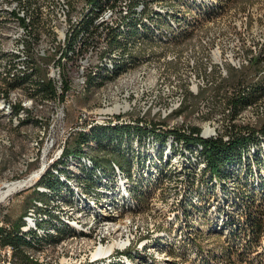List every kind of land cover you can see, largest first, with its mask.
I'll return each instance as SVG.
<instances>
[{
    "label": "bare ground",
    "instance_id": "1",
    "mask_svg": "<svg viewBox=\"0 0 264 264\" xmlns=\"http://www.w3.org/2000/svg\"><path fill=\"white\" fill-rule=\"evenodd\" d=\"M219 2V0H130V2L0 0V117L15 129L22 128L30 119L38 123L31 147L36 152L34 151L32 158L24 161L26 169L21 173L25 176L15 182L33 174L36 168L29 171L31 164H39V160L42 162L39 155L43 156L48 130L53 123L57 95V85H52L48 79L51 72L50 61L56 59L63 42L64 63L58 69V76L65 80V86H68L67 94L75 96L77 106L84 112V118L96 120L84 126L79 133L73 134L71 140L80 133L90 135L96 128L129 125L155 127L161 131L173 130L170 132L171 137L181 134L200 136L206 140L222 137L228 141L232 131L245 127H263L264 38L255 45L259 48L254 49L255 53L259 49L262 63L261 70H258V74L255 73L257 77L254 78L255 81L262 83L256 91L257 98L234 115L235 109L230 99L235 94V86L224 88L226 94L222 93L220 101L221 120L225 123V130L222 133H217L216 128L208 121V125L204 127L190 126L183 113L190 96L198 97L213 85V82L205 80L204 75L192 73L193 71H190L191 76L190 78L187 76L186 80H183V77L187 71H174V74H171V71L168 74L170 64L185 60L184 63L190 70L196 67L197 60L193 57L191 49L182 52L181 57L178 52H168L164 46L180 45L182 41L194 38L202 17H214L224 11L216 8ZM102 20H112L111 35L109 36V32L101 33L102 48H94L96 57H92V48H87V45L92 42L93 27L99 26ZM134 27L139 28L143 34L147 32V36L135 42V37L130 36ZM203 43L206 44L207 40ZM210 54L211 60L208 61L209 58H206L203 62L204 74L206 76L217 72L221 81L229 77L226 66L242 69L251 63V59H247L245 55L233 51L229 53L218 45L210 50ZM97 58L101 60L97 61ZM82 60H88V63H82ZM89 66H92V72ZM91 93H95L97 106L93 105L94 108L90 107L91 109L81 107L80 99ZM40 109H45L44 115L39 113ZM202 115L195 113L194 118H201ZM195 128L200 131L195 132ZM4 136L1 139L3 145H10L11 140ZM145 141L149 146L153 140ZM260 141V146H252L251 157L258 152L264 162V156L259 151L264 144V137H260ZM133 145L136 151L141 153L146 147L136 141ZM67 146L68 144L64 147V152L54 156L48 163H41L38 172L29 183V188L37 190L44 198L32 200L23 215L24 224L21 232L26 234L33 231L38 236L46 235L54 239L45 242L42 248L28 251L31 261L53 264L49 259L53 248L72 239L84 238L91 240L93 247L83 254L78 264H169L168 261L171 259L176 260L175 264L184 260L182 257L188 258L194 264H201V259L209 253H203L197 242L194 250L188 249L186 245L188 237L191 236L190 240L195 238L197 241L198 232L209 235L218 227L224 229L222 230L225 231V237L228 236V223L232 221V215L236 212L234 203L237 204L239 200L233 196L234 194L229 198L225 196L221 191V182L216 180V195L207 193L194 195L195 203L200 209L190 210V216L186 215L182 207L188 184L185 171L189 173L196 171L198 182L205 167L201 162L196 163L195 157L199 151L194 148L193 153L190 152L192 149L188 150L184 140L170 139L163 150V160L159 159L158 148L151 144L148 153L150 160L148 162L146 160L145 166L140 168L136 162L133 163L131 172L136 175L140 173L141 180H148L141 183V190L148 195L147 200L142 202L135 199L132 193L135 188L131 180L135 178L126 175L117 164H114L112 175L96 169L100 180L93 187V192H84V188L89 184L82 179V166L93 170L95 165L87 158L88 156H83L76 161L72 157L67 165L62 166ZM188 161H192L194 168L193 165H190L191 167L188 165ZM252 164L255 168L256 163ZM174 166L175 171H172ZM62 168L71 172L72 177L69 178ZM160 169L170 173V176H165L163 182L157 179ZM49 172L60 177L62 182L68 183L71 191L63 189L59 194L42 185V179ZM259 173L264 176V168H261L254 180V186L258 190L263 185ZM152 176L156 181L150 182ZM21 187V183L10 184L8 189L0 194V200ZM228 187L230 190L236 189L232 181ZM165 190H168V195L174 199L169 205L171 213L166 218V223L173 225L172 231L164 234L155 229L146 230L147 232L139 238L135 237L134 233H122L121 237H114L110 242L114 235L112 233L114 230L111 231L109 227L111 223L117 222L118 226L120 224V228L118 227L114 233L121 230L124 225H132L133 220L129 216L140 215L142 210L149 206L153 194ZM201 225L207 229L199 230ZM59 229L69 231V234L55 240L59 238ZM159 238H165L160 241L162 246L157 244ZM129 251H132L134 258L126 254ZM3 254H8V262L11 264L17 260L13 247L11 250L10 247H3ZM0 264L4 263L0 261ZM60 264L70 263L61 260Z\"/></svg>",
    "mask_w": 264,
    "mask_h": 264
},
{
    "label": "trees",
    "instance_id": "2",
    "mask_svg": "<svg viewBox=\"0 0 264 264\" xmlns=\"http://www.w3.org/2000/svg\"><path fill=\"white\" fill-rule=\"evenodd\" d=\"M142 34L143 33L139 28L134 27L131 30L130 36L135 37L134 41L138 42L143 40L144 36H147V32L143 35ZM254 67L256 68L258 66L255 65ZM255 70V73L258 74V68ZM231 80L234 84L236 83L235 94L230 99L235 109L233 113L236 115L248 104L255 101L257 98L256 91H258L262 83L255 80L253 82L249 80L248 75L240 73H237L236 75L232 73ZM154 128L155 127L144 128L123 125L117 127L96 128L94 129L95 131H92L93 134L91 133L90 135L80 133L68 144V148H66L64 153L63 162H61L63 163L62 166L67 165L66 163L69 162L72 157L74 161H76L80 160L83 156H88L87 158L94 163L95 168L90 170L82 166V179L85 183L89 184L84 188V192L91 193L94 190L93 187L95 184L100 180L96 169H101L104 173L112 175L114 164H117L126 175L135 178L134 180H131L135 188L132 193L135 199L137 198L138 201L142 202L147 200L148 195L141 190V183L148 180H141V177H139L141 176L140 173L136 175L131 172L133 163L136 162L140 165V168L145 166L144 163H147L150 160L148 153L151 144H154L155 148H158L160 152L159 159L163 160V150L170 139L175 138V140H184V144L188 150L190 151L192 149L190 152L193 153L195 149L199 151L198 156L195 157L196 163L201 162L205 164L198 182L196 181V171L193 170L190 173L185 171L188 178V184L187 194L182 202V207L184 208L186 215H191L190 210L200 209L195 203V196L202 195V193L216 195V180L221 182V191L225 196L229 198L234 194L233 196L239 200L237 204L234 203L236 206V212L232 215V221L228 223V244L226 245L227 247L225 251L207 254L201 259V264H218L219 261L226 260L230 255V250L234 247L245 248V251L263 248L260 244L264 233V176L259 173V177L263 183L259 190L254 186V180L256 175H258V172L261 171V168H264V162L260 158L258 152L251 157V148L252 146H260V135H264V126L245 127L237 129V131L234 132L232 131L231 138L228 141L224 140L222 137L206 140L200 136L194 137L192 135L185 136L180 134H175L174 137H171L172 134L168 131H161L158 130V128ZM194 131L199 132L200 130L195 128ZM146 138L153 140L149 146H147V142L145 141L147 140ZM134 141L137 143L139 142L140 145H145V152H137L133 145ZM84 144L86 145L85 147L83 146ZM259 151L264 156V144L261 145ZM119 157L123 159V164L117 161V158ZM252 163H256L255 168L252 167ZM188 165L192 166V161H188ZM192 167L194 168V165ZM62 170L69 178L72 177V173L67 169L62 168ZM159 171L160 174L157 178L159 182H163L166 177L170 176V173H167V171H164L163 169H160ZM152 181H156L153 176L150 178V182ZM231 181L236 187L234 190H230L228 187ZM41 184L48 186L59 194L63 192V189L71 191V187H69L68 183L62 182L60 177L53 175L51 172L42 179ZM35 192L43 196V194L39 193L37 190H35ZM8 222L10 223L9 229L0 226V246L4 247L10 245L15 249L17 260L14 264L17 262V264H40L33 263L29 259L27 254L28 251L42 248L45 242L54 239L46 235L38 236L33 231L22 234L21 228L24 224L23 216L18 224L11 221ZM59 232V238H56L55 240H59L69 234V231L63 229H59ZM200 232L197 234L198 239L204 237L203 233ZM232 234H234V238L232 237ZM190 238L191 236L188 237L189 241L186 245L188 249L194 250L197 241L195 238L192 240H190ZM131 253L132 251H129L126 254L134 258L133 253Z\"/></svg>",
    "mask_w": 264,
    "mask_h": 264
},
{
    "label": "rangeland",
    "instance_id": "3",
    "mask_svg": "<svg viewBox=\"0 0 264 264\" xmlns=\"http://www.w3.org/2000/svg\"><path fill=\"white\" fill-rule=\"evenodd\" d=\"M219 1L220 2L218 3V7L216 8L224 11L214 17H202L201 25L199 26L198 31L195 32L194 38L182 41L180 45H167L164 46V48L168 52H178L181 57H183V53L184 51H186V49H191L193 57H195L197 60L196 67L190 70L187 67L186 63H184L185 60H182V62L180 61L178 63L170 64L168 66V74H170L171 71V74H174L175 72L187 71L186 73L188 75H185L186 78L185 76L183 77V80H186L188 79V77L190 78L191 76V74H189L190 71H193L192 73L204 75L205 80L213 82V85H210L211 87L209 86L206 90L200 93L198 97L190 96V98L188 99V102L183 109V113L187 123L190 126L200 128L208 125V121V123L211 124L213 128H216L217 133H222L224 132L223 130H225V123H222L221 120L222 110L220 108V101L222 97L220 98L219 91L222 87L221 84L224 83L225 80L221 81L220 77H218L217 72L213 73L212 75L209 74L205 76V65H203V62L206 61L204 60L206 58H209L208 61L211 60L210 50L216 45H218L221 46V49H224V51H228L229 53L233 51L234 53H238L239 55H245L247 59H251V63L247 67H244L242 69H235L231 65L226 66L229 72V77L226 80H229L232 77V73L234 75H236L237 73L244 75H253L254 71H256V68H258V70H261L262 63L260 62L261 56L259 57L260 51L258 49L259 52L257 51V53H255L256 50L254 49L259 48L255 45L260 41L261 38H264V0ZM204 40H207L206 44L203 43ZM151 46H148V48H151ZM251 65H257L258 67L255 68ZM183 66L186 68H184ZM229 86L234 87L235 84L233 82H228V87ZM222 93L226 94L224 88H222ZM94 94L95 93H91L85 98H81L79 101V105L81 107L88 108L96 107L97 98ZM204 105L205 107L213 106V111L210 114H203L204 116L206 115L205 117H203L202 115L201 118H194L196 109ZM218 105L220 112H216ZM45 112V109H40L39 111L41 115H44ZM37 126L38 123L35 120L30 119V121L25 123L22 128L15 129L8 125L6 123V120L3 119V117H0V194L5 192L8 189V186L12 184V182H15L21 177L25 176L21 173V171L26 169L24 161L29 158H32L31 156L36 152L31 147L33 138L35 137V134L38 130ZM167 126H169V123H167ZM3 136L5 138L9 137V140H11L10 145H3V142L1 141ZM39 157H41L42 161L43 156L39 155ZM117 161L122 164L124 163L121 157L117 158ZM38 166H40V160L39 164H31L29 166V171L34 170ZM172 169V171H175V166ZM168 194V190H165L164 192H155L153 194V197L150 199L149 206L146 208V210H142V214L140 213V215L138 214L135 217L133 215L129 216L132 218L133 224H128L126 226L124 225L121 230L117 231V233H114V231L120 228V224L118 226L117 222L111 223L109 227H111V231L114 230L112 231L114 235L112 238H110V242L114 239V237H121L122 233H134L133 235L139 238L140 235H143L144 232L146 233L148 230L151 229H155L157 232L164 234H167L168 232L172 231L173 225H168L166 223V218L171 213L169 205L173 202L172 200L174 199H172V196ZM35 198H44V195L42 196L38 194L33 190V188L23 189L17 193L10 195L6 199L8 201L7 205L3 208L5 214L1 213L0 219L18 224L21 217L25 214L27 208L30 206L32 200ZM114 224L116 225L114 226ZM202 229H207V227L201 225L199 230ZM222 229L223 228L218 227L217 229H215L214 233L204 235L202 239H197L198 246L201 248V251H203V253L207 252L209 254H212L215 252L218 253L221 251H225L227 247L226 242L228 241V236L225 237V231H223L224 229ZM232 237L234 238V234H232ZM76 239H72L69 242L58 246L59 248H53L54 250L52 249L49 254L50 262L53 264H60L61 260H65L68 261L70 264H78L79 261L83 258V254L85 252L87 253L93 247V245L91 243V240H87L84 238H78L77 240ZM163 239L165 238H159L157 240V244L159 246H162L161 242ZM260 246H263V248H257L255 250L251 249L250 251H245V248L234 247L232 250H230L231 252L229 257H227L226 260L219 261L218 264H264V236L263 238H261ZM182 259L184 260H181L180 262L176 263L194 264V262L190 261L188 258L182 257ZM175 261L176 260L172 261L171 259V261H168V263L174 264Z\"/></svg>",
    "mask_w": 264,
    "mask_h": 264
},
{
    "label": "built area",
    "instance_id": "4",
    "mask_svg": "<svg viewBox=\"0 0 264 264\" xmlns=\"http://www.w3.org/2000/svg\"><path fill=\"white\" fill-rule=\"evenodd\" d=\"M119 1L130 2V0H119ZM111 24H112V20H102L99 26L93 27L92 42H90V44L87 45V48H92V57H96V55H94V48H102L101 33L109 32V36L111 35ZM63 46H64V42L60 46V51L58 52L56 59L50 61L51 72L50 74H48V79L51 80L52 85H57L56 106H55V111L53 113V123L48 130V134L46 138V146L43 149V158L40 164L44 162H49L50 160L53 159L54 156H58L60 152H64V147L67 144H69L71 138L73 137V134L79 133L84 126H86L89 123H92L93 121H96V120L84 118V112H82V109L77 106V101H75V96L72 94H67L68 86H65V80H63L62 77L58 76V69H60V66H62L64 63ZM100 60L101 58H97V61ZM82 63H88V60H82ZM89 70L90 72H92V66H89ZM255 77H257L255 71L253 75L252 74L248 75L249 80L253 82ZM231 79L232 77L229 80H225L224 83L221 84L222 87L221 90L219 91V96L222 97V88H228V82H232ZM235 91H236V83H235ZM212 111H213V106L211 107L202 106L197 108L195 112L201 114H210ZM216 112H220L219 105L217 107ZM168 132L170 133L172 131L168 130ZM260 137H264V135L263 136L260 135ZM38 167L34 170L33 174L28 175L26 179L12 183V184H16V183L22 184V187L14 193H17L23 189H27V188L29 189V183L33 178V175H35L38 172ZM8 197L9 196L0 200V214L1 213L5 214L3 208L7 205L8 201L6 199ZM0 226L9 229L10 223L8 221H4L3 219H0ZM4 247H10V250L12 249V246L10 245ZM0 261H2L4 264H11L8 262V254H3V247L1 246H0Z\"/></svg>",
    "mask_w": 264,
    "mask_h": 264
}]
</instances>
